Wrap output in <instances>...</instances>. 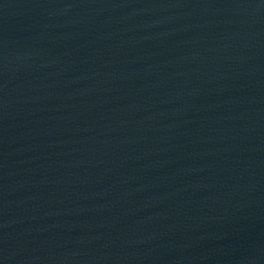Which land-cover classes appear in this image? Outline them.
<instances>
[{
	"label": "water",
	"instance_id": "water-1",
	"mask_svg": "<svg viewBox=\"0 0 264 264\" xmlns=\"http://www.w3.org/2000/svg\"><path fill=\"white\" fill-rule=\"evenodd\" d=\"M0 264H264V0H0Z\"/></svg>",
	"mask_w": 264,
	"mask_h": 264
}]
</instances>
